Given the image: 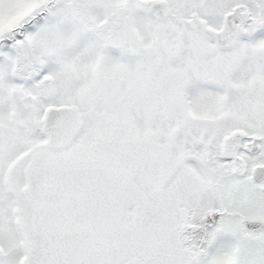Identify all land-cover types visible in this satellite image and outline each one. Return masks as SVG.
Masks as SVG:
<instances>
[{
	"label": "snow or ice",
	"instance_id": "1",
	"mask_svg": "<svg viewBox=\"0 0 264 264\" xmlns=\"http://www.w3.org/2000/svg\"><path fill=\"white\" fill-rule=\"evenodd\" d=\"M0 264H264V0H0Z\"/></svg>",
	"mask_w": 264,
	"mask_h": 264
}]
</instances>
